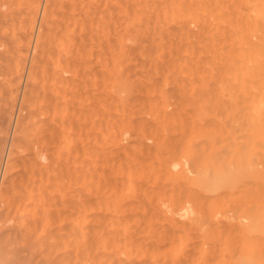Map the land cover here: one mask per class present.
Masks as SVG:
<instances>
[{"label": "bare ground", "instance_id": "obj_1", "mask_svg": "<svg viewBox=\"0 0 264 264\" xmlns=\"http://www.w3.org/2000/svg\"><path fill=\"white\" fill-rule=\"evenodd\" d=\"M0 264H264V0H0Z\"/></svg>", "mask_w": 264, "mask_h": 264}, {"label": "rangeland", "instance_id": "obj_2", "mask_svg": "<svg viewBox=\"0 0 264 264\" xmlns=\"http://www.w3.org/2000/svg\"><path fill=\"white\" fill-rule=\"evenodd\" d=\"M4 156H5V153H4Z\"/></svg>", "mask_w": 264, "mask_h": 264}]
</instances>
